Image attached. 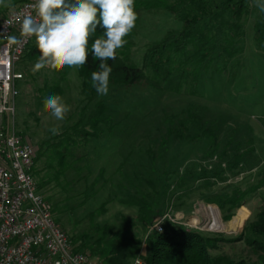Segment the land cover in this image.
<instances>
[{
	"label": "rangeland",
	"instance_id": "1",
	"mask_svg": "<svg viewBox=\"0 0 264 264\" xmlns=\"http://www.w3.org/2000/svg\"><path fill=\"white\" fill-rule=\"evenodd\" d=\"M254 18L252 14L247 20V36L235 59L224 71L203 75L195 93L184 81L187 76L179 75L168 82L157 81L155 87L143 83L125 87L109 82L107 95L91 98L84 90L79 66L63 70L44 68L33 73L36 62L26 59L18 65L23 79L19 82L15 127L32 141L36 150L54 136L49 131L54 124L62 133L85 121L97 104L106 110V122L102 123L99 136L73 148L66 173L56 180L54 171L51 172L50 184L41 191L68 235L78 238L102 225L119 226L123 219L138 223L137 209L122 203L130 195L150 194L156 204V221L150 226L136 225L143 255L151 227L165 215L177 217L180 225L188 229L237 238L246 223L264 210L262 187L237 210L235 215L242 211L244 214H240L243 217L238 229L231 230L225 224L233 218L215 225L219 218L213 213L219 211L222 219L221 211L205 202L209 196L237 187L247 190L263 178L264 51L258 49L254 40ZM179 27V21L165 10L142 12L131 60L144 68L149 47ZM145 72L154 77L150 71ZM54 87L71 105L63 121L49 119L40 101L44 92ZM189 106L212 125L219 147L217 156L211 158L214 149L202 137L181 141L169 135L186 119L184 112ZM197 132V128H192L191 134ZM218 155H223L222 159ZM237 155L242 164L229 171L227 161ZM220 164L226 170L222 174L224 179L213 174L220 170ZM202 205L209 210L203 211ZM214 206L218 210L212 209ZM194 218L197 222H193ZM221 248L222 253L232 256L250 255L243 241L225 243Z\"/></svg>",
	"mask_w": 264,
	"mask_h": 264
},
{
	"label": "trees",
	"instance_id": "2",
	"mask_svg": "<svg viewBox=\"0 0 264 264\" xmlns=\"http://www.w3.org/2000/svg\"><path fill=\"white\" fill-rule=\"evenodd\" d=\"M26 1L12 0L14 7L11 9ZM11 9L0 7V20ZM134 10L137 20L134 29L125 37L127 43L117 50L115 60L107 61L112 68L109 82L115 85L131 87L143 83L155 87L157 81L168 82L171 77L185 75L187 78L184 81L191 85L195 93L203 75L224 71L235 59L239 45L247 36V20L252 14L255 17L252 25L254 40L258 49L264 51V12L255 7L253 0H135ZM154 10L167 11L179 21L180 27L168 31L160 41L149 47L144 56V68H141L131 60V47L137 35L141 13ZM103 31L102 24L98 25L95 36L89 41L88 62L79 66L84 79V90L91 98L97 94L91 85V73L99 70V61L91 54V43L102 35ZM39 55L33 38L20 63L26 59L37 62ZM146 70L154 77H149ZM57 93L56 87L50 88L44 92L41 103L47 96ZM105 111L104 106L97 104L85 121L81 120L38 146L33 173L40 192L50 184L51 172L54 171L56 180L66 173L70 167L67 159L71 156L73 148L84 145V141L90 137L99 136L102 132L101 125L106 122ZM184 114L186 119L180 121L178 130L170 132L169 135L181 141H194L202 137L209 142L210 148L214 149L210 152L211 158L217 156L219 147L212 125L195 114L193 106H189ZM192 128H197V134H191ZM222 156L218 155L217 158L222 159ZM227 162L229 171L242 164L240 155ZM221 164L220 170L213 174L224 179L222 174L226 170ZM262 187L264 174L257 184L247 190L237 187L226 193L207 197L205 202L218 206L222 214L223 220L219 211L213 213L219 218L215 225L230 221L237 210H241L246 204L247 197ZM152 199L150 194H144L130 195L122 200V203L137 209L138 223L123 219L119 226L102 225L78 238L72 237L78 250L90 252L99 264H130L141 252L143 243L135 234L136 225L150 226L157 219L156 204ZM216 206L212 209L218 210ZM53 212L55 213L54 208ZM235 241H243L250 255L232 256L222 253L221 245ZM145 243V264H264V210L246 223L243 233L237 238L188 229L166 221L163 231L150 233Z\"/></svg>",
	"mask_w": 264,
	"mask_h": 264
},
{
	"label": "built area",
	"instance_id": "3",
	"mask_svg": "<svg viewBox=\"0 0 264 264\" xmlns=\"http://www.w3.org/2000/svg\"><path fill=\"white\" fill-rule=\"evenodd\" d=\"M27 0L0 20V264H99L57 222L52 204L43 196L33 173L36 148L15 127L19 82L18 65L31 39L20 38V19L34 14ZM19 17V18H18ZM20 38L13 43L10 37ZM163 216L150 233L162 232L170 221ZM142 252L130 264H145Z\"/></svg>",
	"mask_w": 264,
	"mask_h": 264
},
{
	"label": "clouds",
	"instance_id": "4",
	"mask_svg": "<svg viewBox=\"0 0 264 264\" xmlns=\"http://www.w3.org/2000/svg\"><path fill=\"white\" fill-rule=\"evenodd\" d=\"M253 3L264 12V0H253ZM134 5L135 0H33L29 7L34 14L20 19V38H35L40 53L33 73L44 68L63 70L85 65L90 38L102 24L103 34L91 43V54L99 61V70L91 73V85L99 96L107 95L112 72L107 61L116 59L117 50L127 43L125 37L135 27ZM0 7L14 6L12 0H0ZM20 38L9 39L19 43ZM43 110L52 121H63L71 105L61 95L54 94L43 100ZM49 131L60 134L58 124Z\"/></svg>",
	"mask_w": 264,
	"mask_h": 264
},
{
	"label": "bare ground",
	"instance_id": "5",
	"mask_svg": "<svg viewBox=\"0 0 264 264\" xmlns=\"http://www.w3.org/2000/svg\"><path fill=\"white\" fill-rule=\"evenodd\" d=\"M202 209H203V211H204V209L209 210L208 207H205L204 205H202ZM241 218L242 217H241L240 214L235 215L230 222H228L227 224H225L226 228L227 229H231V230L238 229V227L240 226V223H241ZM193 222H197V219L194 218L193 219Z\"/></svg>",
	"mask_w": 264,
	"mask_h": 264
},
{
	"label": "crops",
	"instance_id": "6",
	"mask_svg": "<svg viewBox=\"0 0 264 264\" xmlns=\"http://www.w3.org/2000/svg\"><path fill=\"white\" fill-rule=\"evenodd\" d=\"M239 212V211H238ZM242 213H243V211L240 213L241 215H242ZM238 214V213H237ZM244 214V213H243ZM241 217H243V216H241Z\"/></svg>",
	"mask_w": 264,
	"mask_h": 264
}]
</instances>
